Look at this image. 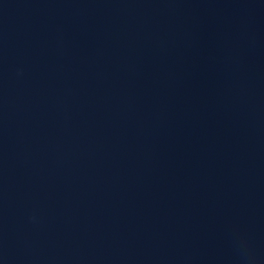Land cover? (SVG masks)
Wrapping results in <instances>:
<instances>
[{"label": "water", "instance_id": "obj_1", "mask_svg": "<svg viewBox=\"0 0 264 264\" xmlns=\"http://www.w3.org/2000/svg\"><path fill=\"white\" fill-rule=\"evenodd\" d=\"M0 264H264V0H0Z\"/></svg>", "mask_w": 264, "mask_h": 264}]
</instances>
